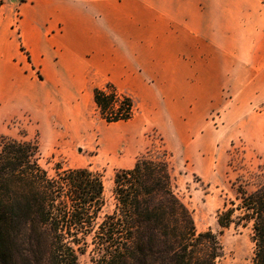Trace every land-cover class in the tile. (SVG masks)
<instances>
[{"label":"crops","instance_id":"obj_1","mask_svg":"<svg viewBox=\"0 0 264 264\" xmlns=\"http://www.w3.org/2000/svg\"><path fill=\"white\" fill-rule=\"evenodd\" d=\"M159 1L0 0V132L15 115L18 96L26 101L34 88L43 102L54 97L73 110L92 88L108 83L132 102L138 98L153 115L147 125L165 138L201 139L202 115H194L219 99L226 49L239 67L227 84L240 108L243 99L264 102V0H215L213 8L202 2L195 24L190 0H169L156 27H147L140 17L161 12ZM226 15L232 24L223 23ZM154 43L167 45L169 56H143Z\"/></svg>","mask_w":264,"mask_h":264},{"label":"trees","instance_id":"obj_2","mask_svg":"<svg viewBox=\"0 0 264 264\" xmlns=\"http://www.w3.org/2000/svg\"><path fill=\"white\" fill-rule=\"evenodd\" d=\"M92 101L107 124L133 116L132 100L110 84L94 89ZM38 156L34 142L0 135V264H77L88 237L90 264H216L221 257L217 235L198 232L174 194L165 158L146 153L116 172L114 210L97 223L101 175L56 166L49 176ZM228 166L237 174L235 195L217 213V225L222 232L250 224V264H264V163L247 170L232 158Z\"/></svg>","mask_w":264,"mask_h":264},{"label":"rangeland","instance_id":"obj_3","mask_svg":"<svg viewBox=\"0 0 264 264\" xmlns=\"http://www.w3.org/2000/svg\"><path fill=\"white\" fill-rule=\"evenodd\" d=\"M168 1H159L161 12L140 17L147 27H156V15L162 18ZM202 2H205L204 6L208 2L212 8L216 4L215 0H190L194 24L199 21L198 9ZM231 3L226 1V7H230ZM211 18L210 22L214 23L216 16ZM232 19V16L226 15L223 23L232 24ZM232 52L226 49L225 65L218 66L221 75L218 101L210 104L201 114L194 115H202L203 124L198 128L203 135L201 139L187 141V138L184 140L173 133L170 139L165 138L158 128L147 125V116L153 115L144 112L142 102L135 97L133 116L129 121L105 123L100 119L91 97L94 89H102L106 84L92 88L87 99L83 95L79 99V107L73 110L55 104L57 99L54 97L43 102L41 89L34 88L26 101L18 96L15 115L4 123L0 135L34 142L38 146V163L49 176L55 174L56 166L62 169L86 168L99 173L103 182V204L97 223L114 210L112 188L116 172L131 169L136 160L146 153L151 157L165 158L172 190L190 212L196 230H210L217 235L222 254L216 264H250L254 249L251 225L241 227L232 224L220 232L216 222L217 213L224 203L234 200L231 183H234L237 174L228 166L230 159L233 158L235 166L240 165L247 170L264 163V102L247 98L243 99V108L238 105L240 98L235 89L227 84L228 77L239 73V67L232 64ZM158 53H165L168 57L167 45L154 43L149 54L146 52L143 56L156 60L160 56ZM213 58L210 56L209 60L215 71L217 56ZM33 70L34 78L43 80L41 71ZM222 76H225L223 81ZM215 93L214 89L212 94ZM249 188L247 190H251ZM87 243L88 249L78 255L77 264H90V237Z\"/></svg>","mask_w":264,"mask_h":264}]
</instances>
